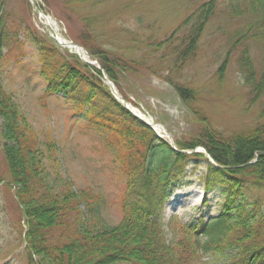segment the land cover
I'll return each mask as SVG.
<instances>
[{"label":"trees","instance_id":"1","mask_svg":"<svg viewBox=\"0 0 264 264\" xmlns=\"http://www.w3.org/2000/svg\"><path fill=\"white\" fill-rule=\"evenodd\" d=\"M10 1L0 0V71L7 59L25 57L27 44L33 47L42 78L83 111L88 128L103 139L126 179L120 222L110 226L102 216V195L74 190L61 176L56 139L41 140L0 83V150L9 174L7 186L14 189L26 225L28 264H199L204 254H220L231 247L236 252L225 264H264V123L230 133L214 129L192 105L197 93L163 77L198 124L194 136L175 142L174 150L115 100L104 83L102 72L125 98L120 78L132 63L115 51L98 48L87 28L69 35L100 69L84 63L33 27H14L11 14L3 11ZM248 1L251 15L233 31L228 53H236L243 85L254 104L264 98V0ZM41 4L46 13L52 11L49 0ZM214 9L215 0L200 3L164 40L163 45L172 47L175 64L194 56ZM258 43L262 53L257 69L250 52ZM136 63L154 75L160 72ZM261 106L264 118V103ZM197 147L215 165L205 154L192 153ZM193 164L195 170H203L206 194L217 185L223 188L219 214L191 223L164 219V196L178 187Z\"/></svg>","mask_w":264,"mask_h":264},{"label":"rangeland","instance_id":"2","mask_svg":"<svg viewBox=\"0 0 264 264\" xmlns=\"http://www.w3.org/2000/svg\"><path fill=\"white\" fill-rule=\"evenodd\" d=\"M204 2L209 0H49L52 11L46 13L41 0H11L3 11L11 14L9 17L14 27L25 30L30 26L45 35L43 17L50 16L58 33L74 43L69 35L76 36L84 28L90 29L97 38L98 48L115 51L124 61L132 63L129 65L131 70L120 78L125 98L114 86L119 96L129 107L131 105L162 125L167 134H158L176 147L175 142L194 136L198 124L186 110L177 90L163 77L179 88L197 93L192 105L214 129L230 133L253 129L264 123L261 117L264 98H261L262 103L249 102L236 53H228L233 31L242 27L251 15L248 0L233 3L215 0V12L202 32L194 56L187 62L175 64L172 47L162 44ZM36 8L43 17H38ZM234 8L241 17L235 15ZM260 46L255 44L250 52L257 69L261 64ZM23 52L25 57L17 61L7 59L0 71V83L5 93L14 97L21 114L41 140L47 137L56 139L61 176L72 182L74 190H91L102 195L104 222L110 226L118 224L121 198L126 190L125 177L112 162L110 151L102 144L103 139L88 128L83 111L58 93L53 84L50 88L42 78L35 49L27 44ZM71 52L86 63L81 55ZM136 61L160 72L154 75ZM104 83L108 86L105 78ZM203 151L197 147L192 153H205ZM194 168V164L188 167L185 179L168 192L169 198L164 196L161 207L164 219L174 216L184 223H191L200 218L208 221L219 214L224 200L223 188L217 185L206 194L203 170ZM8 179L6 162L0 150V180H3L0 181V264H28L26 225L14 198V189L7 186ZM175 202L178 205L170 208ZM235 252L236 248L231 247L220 254H204L199 264H225Z\"/></svg>","mask_w":264,"mask_h":264},{"label":"bare ground","instance_id":"3","mask_svg":"<svg viewBox=\"0 0 264 264\" xmlns=\"http://www.w3.org/2000/svg\"><path fill=\"white\" fill-rule=\"evenodd\" d=\"M46 25V23H45ZM46 27H50L51 29L55 30L56 33H58V28H57V25L56 23L53 21V20H50V19H47V25ZM59 40L61 43H65V45H69L68 41L62 37H59ZM73 48L79 55H81V57L86 60V61H90L89 58L87 57V55L83 52L82 49H78V48H74V47H71ZM139 111V110H138ZM137 114L139 113L140 116L148 123H152V125L154 126L155 128V131L157 133H160V134H167V132L165 131V128L162 126V125H158L156 124L155 122H153V120L151 118H148L146 115H144L141 111L139 112H136ZM178 204L175 202V203H172L170 205V208H173L175 206H177Z\"/></svg>","mask_w":264,"mask_h":264},{"label":"water","instance_id":"4","mask_svg":"<svg viewBox=\"0 0 264 264\" xmlns=\"http://www.w3.org/2000/svg\"><path fill=\"white\" fill-rule=\"evenodd\" d=\"M36 12H38V15H40L39 14V11H38V9L36 8ZM49 19H51L50 17H48ZM47 32H49V29H47ZM62 46H66L65 45V43H62ZM71 46L72 47H74V48H78V49H82V48H80L78 45H76L75 43H73L72 41H70L69 42V45H67V48H71ZM84 50V49H83ZM84 53L87 55V52L84 50ZM88 56V55H87ZM94 63H97V62H93V63H90L91 65H93ZM99 67V66H98ZM105 81L107 82V84H108V86L110 87V89H113V85H112V83L109 81V80H107L106 78H105ZM114 97H115V99H117L119 102H121L122 103V105L126 108V109H128L130 112H132L138 119H140L142 122H144L143 121V119L140 117V116H138L135 112H133L132 111V109L129 107V104L127 103L126 104V102L125 101H123V99L120 97V96H117V94L116 93H114ZM144 123H146V122H144ZM147 125H149V126H151V124H148V123H146ZM210 159V158H209ZM211 160V159H210ZM211 162H212V160H211Z\"/></svg>","mask_w":264,"mask_h":264}]
</instances>
